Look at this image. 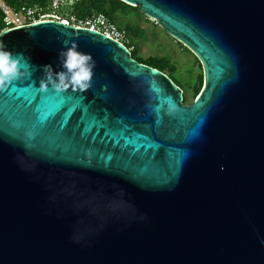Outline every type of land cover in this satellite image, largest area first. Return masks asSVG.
I'll list each match as a JSON object with an SVG mask.
<instances>
[{
    "label": "water",
    "instance_id": "1",
    "mask_svg": "<svg viewBox=\"0 0 264 264\" xmlns=\"http://www.w3.org/2000/svg\"><path fill=\"white\" fill-rule=\"evenodd\" d=\"M190 48L192 103L119 41L59 21L0 34V264H264V0H122ZM75 45L92 87L40 91Z\"/></svg>",
    "mask_w": 264,
    "mask_h": 264
},
{
    "label": "rangeland",
    "instance_id": "2",
    "mask_svg": "<svg viewBox=\"0 0 264 264\" xmlns=\"http://www.w3.org/2000/svg\"><path fill=\"white\" fill-rule=\"evenodd\" d=\"M114 20L122 27L131 26L130 38L133 42L131 50L136 47L138 56L143 58L164 56L171 60L176 67V76L182 79L184 101L192 103L197 95L189 83L192 79H198V86L201 89L205 84L204 66L197 55L166 31L153 17L147 16L139 6L134 11L115 13ZM201 73L203 79L200 82ZM166 74L169 75L168 72Z\"/></svg>",
    "mask_w": 264,
    "mask_h": 264
},
{
    "label": "built area",
    "instance_id": "3",
    "mask_svg": "<svg viewBox=\"0 0 264 264\" xmlns=\"http://www.w3.org/2000/svg\"><path fill=\"white\" fill-rule=\"evenodd\" d=\"M80 1L82 0H21L20 5L14 7L6 0H0V7L4 12L5 29H15L42 21H59L66 25L101 32L121 42L131 51L128 47L130 40L124 27L102 11L79 16L76 6Z\"/></svg>",
    "mask_w": 264,
    "mask_h": 264
},
{
    "label": "clouds",
    "instance_id": "4",
    "mask_svg": "<svg viewBox=\"0 0 264 264\" xmlns=\"http://www.w3.org/2000/svg\"><path fill=\"white\" fill-rule=\"evenodd\" d=\"M19 55L0 48V92L6 91L14 81L26 75L21 71ZM59 56L63 70L56 72L51 65H46L44 78L40 81V91L47 92L50 87L58 93L69 89L73 92L88 91L92 87L96 67L93 57L79 51L75 45L66 47Z\"/></svg>",
    "mask_w": 264,
    "mask_h": 264
},
{
    "label": "trees",
    "instance_id": "5",
    "mask_svg": "<svg viewBox=\"0 0 264 264\" xmlns=\"http://www.w3.org/2000/svg\"><path fill=\"white\" fill-rule=\"evenodd\" d=\"M7 3L10 5L17 7L20 5L21 0H6ZM138 7L132 6L122 0H82L80 1L76 6V12L79 16H85L94 12L102 11L108 14L111 18L114 19L115 13H124L127 10L128 11H134ZM6 25L4 23V12L0 7V34L5 29ZM127 31L128 38L130 40V43L128 44V47H132V41L130 38L131 35V26L124 27ZM1 47V42H0ZM132 55L135 59L138 61L150 65L152 67H155L159 70H161L164 73H169V76L179 85L182 87V79L178 76H176V67L173 65L170 59L164 56H150L148 58H143L137 55V49L136 47H133ZM197 60H199L197 58ZM203 79V73L199 75V81L201 82ZM192 88H194L195 94L198 96L200 92L202 91L201 87L198 86V79H192V81L189 83Z\"/></svg>",
    "mask_w": 264,
    "mask_h": 264
}]
</instances>
